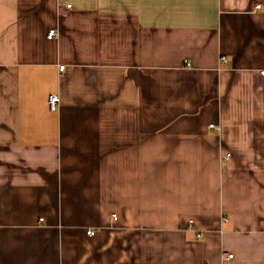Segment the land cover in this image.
Instances as JSON below:
<instances>
[{
    "label": "crops",
    "instance_id": "0c3cea01",
    "mask_svg": "<svg viewBox=\"0 0 264 264\" xmlns=\"http://www.w3.org/2000/svg\"><path fill=\"white\" fill-rule=\"evenodd\" d=\"M0 264H264V0H0Z\"/></svg>",
    "mask_w": 264,
    "mask_h": 264
},
{
    "label": "built area",
    "instance_id": "2783aa9c",
    "mask_svg": "<svg viewBox=\"0 0 264 264\" xmlns=\"http://www.w3.org/2000/svg\"><path fill=\"white\" fill-rule=\"evenodd\" d=\"M257 8L260 9V8H261V5H258ZM56 35H57L56 31H55V30H51V31L48 33V39L51 40V39L55 38ZM224 61H225V59H224ZM63 70H64V67L61 68V71H63ZM59 102H60V98H59V96H57V95H52V96L50 97V99H49V103H50V106H51L52 110H56V108H57L58 105H59ZM210 127H211V128H216V125L213 124V125H210ZM225 158L228 159V158H229V155H228V156H225ZM189 228H190V229H194V228H195V226H194V221H193V220H191V221L189 222ZM88 234L91 235V236H94V235L96 234V231H95V230H89V231H88ZM200 236H201V234H200ZM228 258H233V256H232V255H228Z\"/></svg>",
    "mask_w": 264,
    "mask_h": 264
}]
</instances>
